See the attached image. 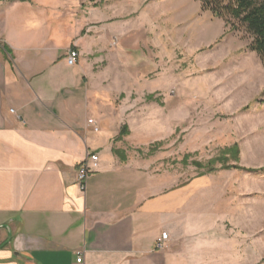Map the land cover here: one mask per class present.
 <instances>
[{"label": "crops", "instance_id": "0c3cea01", "mask_svg": "<svg viewBox=\"0 0 264 264\" xmlns=\"http://www.w3.org/2000/svg\"><path fill=\"white\" fill-rule=\"evenodd\" d=\"M75 6L0 0V264H229L226 229L194 187L131 152L152 143L136 98L155 93L139 95L125 70L136 29L109 25L119 56L109 75L108 26ZM88 154L99 164L81 192L75 172Z\"/></svg>", "mask_w": 264, "mask_h": 264}, {"label": "rangeland", "instance_id": "374dc122", "mask_svg": "<svg viewBox=\"0 0 264 264\" xmlns=\"http://www.w3.org/2000/svg\"><path fill=\"white\" fill-rule=\"evenodd\" d=\"M75 1L108 26L109 75L119 57L109 25L136 29L125 70L138 76L139 95L155 93L136 98L152 143L131 152L151 155L174 186L194 187L226 229L229 264H264V61L249 50V34L198 0ZM234 146L237 156L226 154Z\"/></svg>", "mask_w": 264, "mask_h": 264}, {"label": "trees", "instance_id": "16d2710c", "mask_svg": "<svg viewBox=\"0 0 264 264\" xmlns=\"http://www.w3.org/2000/svg\"><path fill=\"white\" fill-rule=\"evenodd\" d=\"M205 11L223 19L226 24L236 21L249 34L252 41L249 50L264 61V0H198ZM233 27V26H232ZM153 95L147 96L152 99ZM120 132V136L128 134L126 128ZM237 156V147L227 149L226 154ZM118 154V152H116ZM200 168L199 164H195ZM234 169H236L234 167ZM209 170L207 173H211Z\"/></svg>", "mask_w": 264, "mask_h": 264}, {"label": "built area", "instance_id": "2783aa9c", "mask_svg": "<svg viewBox=\"0 0 264 264\" xmlns=\"http://www.w3.org/2000/svg\"><path fill=\"white\" fill-rule=\"evenodd\" d=\"M79 58V52L76 48L71 47L67 51L66 63L68 66L72 67L77 64ZM97 131V130H96ZM99 158L96 154H88L86 158L80 163L79 167L76 170V185L81 192H84L86 189L87 180L90 175L96 172L98 169ZM168 242V234L166 232H162L161 235L156 239L155 248L156 250H163L166 247ZM81 258L79 257L76 262L80 263Z\"/></svg>", "mask_w": 264, "mask_h": 264}]
</instances>
